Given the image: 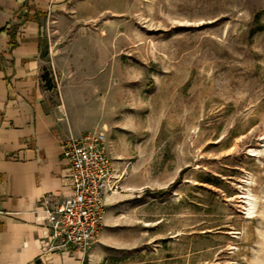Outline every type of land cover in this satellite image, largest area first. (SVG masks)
Returning <instances> with one entry per match:
<instances>
[{"label":"rangeland","instance_id":"1","mask_svg":"<svg viewBox=\"0 0 264 264\" xmlns=\"http://www.w3.org/2000/svg\"><path fill=\"white\" fill-rule=\"evenodd\" d=\"M43 38L119 185L84 264H264V0H73Z\"/></svg>","mask_w":264,"mask_h":264},{"label":"crops","instance_id":"2","mask_svg":"<svg viewBox=\"0 0 264 264\" xmlns=\"http://www.w3.org/2000/svg\"><path fill=\"white\" fill-rule=\"evenodd\" d=\"M72 2L0 0V264H84L50 237L44 214L73 195L62 147L84 134L59 118L43 82V26Z\"/></svg>","mask_w":264,"mask_h":264},{"label":"built area","instance_id":"3","mask_svg":"<svg viewBox=\"0 0 264 264\" xmlns=\"http://www.w3.org/2000/svg\"><path fill=\"white\" fill-rule=\"evenodd\" d=\"M73 195L58 204L46 203L50 237L67 251L85 252L98 240L107 214V197L118 190L104 132H89L63 144ZM45 251L52 246L45 243Z\"/></svg>","mask_w":264,"mask_h":264}]
</instances>
